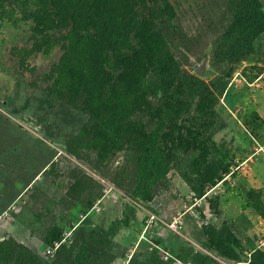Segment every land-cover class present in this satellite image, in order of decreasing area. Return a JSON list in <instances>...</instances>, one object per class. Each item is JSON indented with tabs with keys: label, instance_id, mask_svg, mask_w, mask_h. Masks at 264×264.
<instances>
[{
	"label": "trees",
	"instance_id": "obj_1",
	"mask_svg": "<svg viewBox=\"0 0 264 264\" xmlns=\"http://www.w3.org/2000/svg\"><path fill=\"white\" fill-rule=\"evenodd\" d=\"M209 10L189 37L171 0H0V19L19 13L31 25V48L23 55L61 49L44 75L41 102L83 115L66 152L147 209L155 186L165 185L182 165L187 164L182 178L199 198L223 179L208 160L217 107L236 67L249 60L254 42L264 35V0H216ZM207 30L217 31L211 45L215 74L208 81L185 68L188 55L197 57L193 47L201 46ZM91 185L89 178L74 177L67 195L79 204ZM90 194L88 205L100 197V192ZM128 227L127 219L114 220L100 236L82 226L73 243L61 245L50 261L5 235L0 264H105L113 238ZM59 235L53 227L45 243ZM238 245L231 232L212 229L205 248L241 262ZM191 259L209 260L198 253ZM249 262L264 264V253L255 250ZM129 263L163 264L156 251Z\"/></svg>",
	"mask_w": 264,
	"mask_h": 264
},
{
	"label": "rangeland",
	"instance_id": "obj_2",
	"mask_svg": "<svg viewBox=\"0 0 264 264\" xmlns=\"http://www.w3.org/2000/svg\"><path fill=\"white\" fill-rule=\"evenodd\" d=\"M171 1L177 23L192 37L216 0ZM30 26L19 13L0 19V241L12 235L50 261L46 250L61 242L65 232L70 233L65 242L69 246L82 226L101 236L112 221L127 219L129 227L113 238L105 264H130L132 258L144 260L155 251L163 264H196L191 259L196 253L208 257L207 264H250L255 250L264 253V121L252 95L264 86V59L256 60L253 50L249 60L236 67L217 107L208 160L223 179L199 198L182 178L187 164L182 165L169 173L165 185L155 186L147 209L66 152L65 143L77 134L83 115L66 105L49 109L41 102L47 86L44 75L61 49L23 55L32 44ZM216 34L202 33L201 46L193 47L197 57L188 55L185 65L207 81L215 74L211 45ZM82 176L92 180L93 188L76 204L67 192L74 177ZM90 192H100L92 205L87 204ZM53 227L60 235L47 245ZM212 229L235 236L241 262L205 248Z\"/></svg>",
	"mask_w": 264,
	"mask_h": 264
},
{
	"label": "crops",
	"instance_id": "obj_3",
	"mask_svg": "<svg viewBox=\"0 0 264 264\" xmlns=\"http://www.w3.org/2000/svg\"><path fill=\"white\" fill-rule=\"evenodd\" d=\"M254 54L255 59H264V35L260 36L255 42H254ZM255 63V62H253ZM254 90V89H253ZM253 95V106L255 107V111L259 114V116L264 121V86L259 89H255L252 93Z\"/></svg>",
	"mask_w": 264,
	"mask_h": 264
},
{
	"label": "built area",
	"instance_id": "obj_4",
	"mask_svg": "<svg viewBox=\"0 0 264 264\" xmlns=\"http://www.w3.org/2000/svg\"><path fill=\"white\" fill-rule=\"evenodd\" d=\"M264 75V71L262 73V76ZM98 211V209H97ZM153 219V217H152ZM70 236V233H64V238H62L61 242H55L54 245L52 247H50L49 249L46 250V255H49L51 257H54V251H56L61 245L65 244L66 239Z\"/></svg>",
	"mask_w": 264,
	"mask_h": 264
}]
</instances>
